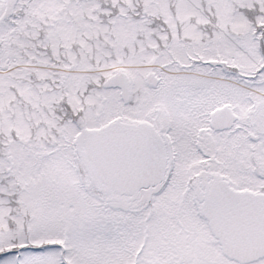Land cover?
<instances>
[{
	"label": "snow or ice",
	"instance_id": "6c2138e0",
	"mask_svg": "<svg viewBox=\"0 0 264 264\" xmlns=\"http://www.w3.org/2000/svg\"><path fill=\"white\" fill-rule=\"evenodd\" d=\"M0 264H264V0H0Z\"/></svg>",
	"mask_w": 264,
	"mask_h": 264
}]
</instances>
